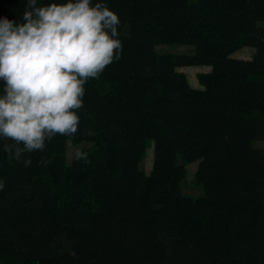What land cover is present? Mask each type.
Instances as JSON below:
<instances>
[{"label":"trees","instance_id":"1","mask_svg":"<svg viewBox=\"0 0 264 264\" xmlns=\"http://www.w3.org/2000/svg\"><path fill=\"white\" fill-rule=\"evenodd\" d=\"M96 2L119 15L121 58L85 84L75 135L30 167L0 150V264H264V0ZM188 66L210 67L200 86ZM194 162L201 196L183 190Z\"/></svg>","mask_w":264,"mask_h":264},{"label":"clouds","instance_id":"2","mask_svg":"<svg viewBox=\"0 0 264 264\" xmlns=\"http://www.w3.org/2000/svg\"><path fill=\"white\" fill-rule=\"evenodd\" d=\"M120 23L106 3L92 0H27L22 22L0 17V140L10 141L0 150L30 167L25 154L79 131L85 84L121 58ZM75 156L88 162L80 149Z\"/></svg>","mask_w":264,"mask_h":264},{"label":"rangeland","instance_id":"3","mask_svg":"<svg viewBox=\"0 0 264 264\" xmlns=\"http://www.w3.org/2000/svg\"><path fill=\"white\" fill-rule=\"evenodd\" d=\"M261 24H264L262 22ZM160 51H174V52H191L193 47L191 45H178V46H165V45H159L157 47ZM236 56L239 57H245V58H250L253 55V49L252 48H244L240 51H238ZM187 75L190 80L191 85L197 87L200 86L201 83L199 82V74L203 72H208L210 71V67L208 66H188L181 68ZM256 146L258 147H264V141H257ZM90 145L89 143H81L80 146L76 147L75 144L71 141L68 142V150H67V158L68 160H72L75 157V153L77 149H80L81 147L88 146ZM143 167L148 173L149 171L152 170L153 167V148H148L145 157L143 159ZM198 168V162H194L189 164L188 166V174L183 181V190L186 194L191 195V196H201L204 194V189L203 186L200 185L197 181L196 178V171Z\"/></svg>","mask_w":264,"mask_h":264},{"label":"crops","instance_id":"4","mask_svg":"<svg viewBox=\"0 0 264 264\" xmlns=\"http://www.w3.org/2000/svg\"><path fill=\"white\" fill-rule=\"evenodd\" d=\"M253 52H254V50H253ZM253 56V55H252ZM245 58V57H244ZM251 58V57H250Z\"/></svg>","mask_w":264,"mask_h":264}]
</instances>
